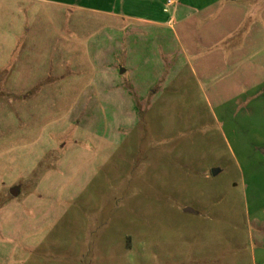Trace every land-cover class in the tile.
<instances>
[{
	"label": "rangeland",
	"instance_id": "rangeland-1",
	"mask_svg": "<svg viewBox=\"0 0 264 264\" xmlns=\"http://www.w3.org/2000/svg\"><path fill=\"white\" fill-rule=\"evenodd\" d=\"M261 77L264 0H0V264H258Z\"/></svg>",
	"mask_w": 264,
	"mask_h": 264
},
{
	"label": "crops",
	"instance_id": "crops-1",
	"mask_svg": "<svg viewBox=\"0 0 264 264\" xmlns=\"http://www.w3.org/2000/svg\"><path fill=\"white\" fill-rule=\"evenodd\" d=\"M176 2V0H171ZM205 9V7H201V8H193V10H195V12H199L200 10ZM143 22H146L148 24H150L152 27H159L161 25H168L173 27L174 24V17L170 16L168 19H166L164 22H160L157 20H153V19H142ZM247 89L246 91H253L255 92L253 98L252 97H248V96H242V93L238 94L237 96L230 98L229 101L233 102L237 108H242V110L246 109V105L245 103H247L246 101L253 100L256 99L258 100L260 103L261 101H264V77H261L258 81H256V83H252V84H248L247 85ZM263 105V104H262ZM246 112L249 113V111L245 110ZM261 112V111H260ZM263 113V112H261ZM264 146V144H263ZM257 199L258 197L255 195L254 197V202L255 204H257ZM264 202V201H263ZM257 225L259 227L258 231H256L255 237H256V249H257V255L254 257H256L258 264H264V219L261 218V220L258 218L257 219Z\"/></svg>",
	"mask_w": 264,
	"mask_h": 264
},
{
	"label": "water",
	"instance_id": "water-1",
	"mask_svg": "<svg viewBox=\"0 0 264 264\" xmlns=\"http://www.w3.org/2000/svg\"><path fill=\"white\" fill-rule=\"evenodd\" d=\"M216 172H218V169H216V168L211 169L212 174H215Z\"/></svg>",
	"mask_w": 264,
	"mask_h": 264
},
{
	"label": "built area",
	"instance_id": "built-area-1",
	"mask_svg": "<svg viewBox=\"0 0 264 264\" xmlns=\"http://www.w3.org/2000/svg\"><path fill=\"white\" fill-rule=\"evenodd\" d=\"M167 3L170 4V3H172V1L171 0H167ZM163 10H166V8H163Z\"/></svg>",
	"mask_w": 264,
	"mask_h": 264
}]
</instances>
